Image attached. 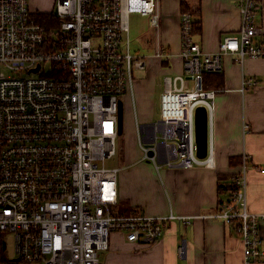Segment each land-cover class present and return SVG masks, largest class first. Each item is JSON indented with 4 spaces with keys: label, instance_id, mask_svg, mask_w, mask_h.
<instances>
[{
    "label": "built area",
    "instance_id": "1",
    "mask_svg": "<svg viewBox=\"0 0 264 264\" xmlns=\"http://www.w3.org/2000/svg\"><path fill=\"white\" fill-rule=\"evenodd\" d=\"M259 1L241 0L239 30L214 52L195 40L193 14L182 11L184 71L166 76L159 119L138 126L144 157L158 168L215 165L217 90L202 86L201 76L222 71L226 53L240 63L264 58V27L254 15ZM52 13L58 24L45 26L30 0H0V233H13L17 255L0 264H101L112 233L152 243L171 221L190 223L194 216L222 219L241 236L246 262L262 260L264 212L248 207L245 164L210 214L117 209L120 167L105 161L118 151L119 103L133 95L135 74L147 67V58L132 50L129 18L140 13L159 26V0H56ZM156 54L165 56L162 49ZM191 76H198L195 84ZM200 105L209 115L205 157L195 139Z\"/></svg>",
    "mask_w": 264,
    "mask_h": 264
},
{
    "label": "crops",
    "instance_id": "2",
    "mask_svg": "<svg viewBox=\"0 0 264 264\" xmlns=\"http://www.w3.org/2000/svg\"><path fill=\"white\" fill-rule=\"evenodd\" d=\"M183 1L198 10L193 16L200 19V28L194 37L204 50H219L223 37L239 30L241 0H159V26H154L145 15L152 28L143 45L145 54L134 50L147 58L146 69L136 72L133 95L129 93L137 131L141 125L137 119V97L143 104L148 102L158 73L184 71L180 29ZM254 15L257 24L264 27V0L259 1ZM160 49L165 56L156 54ZM143 71L144 78L139 77ZM205 74L201 76V85L206 88ZM220 74L222 85L216 89L212 114L215 165L187 168L163 164L158 168L155 162L144 156L135 158L132 152L131 158L118 166L120 212L210 214L220 208L219 176L240 172L244 164L248 207L264 212V172L259 169L264 167V58L247 57L240 63L234 54L226 53ZM251 77L256 84L245 83ZM232 157L240 160L232 164ZM262 235L264 248V223ZM0 258L6 257L1 253ZM100 258L101 264H264V258L247 263L241 236L222 219L211 216H194L190 223L173 220L162 238L151 244L129 241L123 232L116 231L111 234L109 248L100 252Z\"/></svg>",
    "mask_w": 264,
    "mask_h": 264
},
{
    "label": "rangeland",
    "instance_id": "3",
    "mask_svg": "<svg viewBox=\"0 0 264 264\" xmlns=\"http://www.w3.org/2000/svg\"><path fill=\"white\" fill-rule=\"evenodd\" d=\"M31 8L42 9L46 11H52L55 9L56 0H30ZM130 38H131V47L134 50H141L142 53L145 54V49L143 45L145 44L146 35L152 31V28L146 19L145 15L140 13H132L130 16ZM144 71L138 76L144 78ZM171 75L174 76V73L168 72L163 73L160 72L156 76V80L154 82L153 92L149 93V100L147 103L143 104L139 101L138 97L136 100L137 103V119L140 124L147 122L157 121L161 115V92L165 85L166 76ZM136 77V74H135ZM191 82L195 84L198 81V76H191ZM135 93H137L135 91ZM123 131L119 134L117 139V154L111 158H107L105 164L109 167H118L123 165L126 161H128V157L134 154L135 158H140L144 156V152L141 150L139 146V137L137 131V122L136 115L134 109L129 104L132 103V98H130L129 94L123 96ZM133 152V154H132ZM130 153V154H129ZM129 154V155H128ZM127 155V156H126ZM125 156V157H124ZM147 164L146 161H144ZM121 175V171L119 172V176ZM118 176V177H119ZM3 241H6V247H3ZM144 244H151L143 242ZM153 243V242H152ZM4 254V257L7 259L17 258L15 253V241L14 235L12 232L4 231L0 233V254ZM27 263V262H26Z\"/></svg>",
    "mask_w": 264,
    "mask_h": 264
},
{
    "label": "trees",
    "instance_id": "4",
    "mask_svg": "<svg viewBox=\"0 0 264 264\" xmlns=\"http://www.w3.org/2000/svg\"><path fill=\"white\" fill-rule=\"evenodd\" d=\"M182 7H183V11H190L193 15L198 14V10L191 8L190 5L186 1H183ZM193 18H194V31L193 32L195 35L196 30L200 28V19H195L194 16ZM38 20L41 21L45 26H50V25L55 26L58 24V20L53 16V13H38ZM220 72L205 74L206 88L218 89L219 87H221L223 77L220 74ZM212 87H215V88H212ZM239 160L240 159L237 157L236 158L232 157L231 163L232 164L237 163ZM237 173L238 172L232 173V174H222L219 176L218 189H219V194L221 195L220 205L224 201V197L229 196V194L231 193L232 179L234 175H236ZM0 259L6 260V258H0Z\"/></svg>",
    "mask_w": 264,
    "mask_h": 264
},
{
    "label": "water",
    "instance_id": "5",
    "mask_svg": "<svg viewBox=\"0 0 264 264\" xmlns=\"http://www.w3.org/2000/svg\"><path fill=\"white\" fill-rule=\"evenodd\" d=\"M123 102L119 103V132L123 131ZM209 115L208 109L200 105L196 108L195 112V139L197 143V154L199 157H205L208 153L209 147ZM149 155H153L150 151ZM4 248L6 247L5 242L3 243Z\"/></svg>",
    "mask_w": 264,
    "mask_h": 264
}]
</instances>
